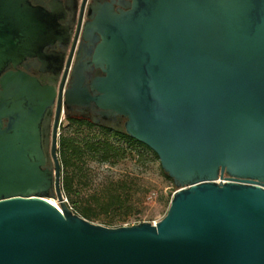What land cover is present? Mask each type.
<instances>
[{"label": "water", "instance_id": "95a60500", "mask_svg": "<svg viewBox=\"0 0 264 264\" xmlns=\"http://www.w3.org/2000/svg\"><path fill=\"white\" fill-rule=\"evenodd\" d=\"M119 5L93 10L61 101L22 65L54 67L52 16L0 0V264H264V0ZM55 101L56 118L61 103L122 117L156 154L175 187L159 221L108 228L67 207L41 140Z\"/></svg>", "mask_w": 264, "mask_h": 264}, {"label": "rangeland", "instance_id": "374dc122", "mask_svg": "<svg viewBox=\"0 0 264 264\" xmlns=\"http://www.w3.org/2000/svg\"><path fill=\"white\" fill-rule=\"evenodd\" d=\"M60 132L63 136L74 138L80 143L107 139L114 145L127 146L125 140L115 138L96 127H77L65 122ZM81 164L83 177L80 183L74 186L76 195L71 194L70 197L75 204L90 206L96 213L97 219H91L90 222L116 228L141 222L155 223L165 215L175 187L162 178L158 162L144 153L141 148L131 149L129 155L116 164L101 163L87 153L82 158ZM61 175L63 174L60 170V182ZM112 190L124 191L123 194L127 195L128 202L122 207H111L106 214L96 204L93 196H98L100 201H103L106 192ZM50 200L59 208V203L55 199ZM71 200L68 198L65 201L70 210L73 207ZM121 219L124 221H120ZM112 220L113 222H109Z\"/></svg>", "mask_w": 264, "mask_h": 264}, {"label": "flooded vegetation", "instance_id": "af4514ba", "mask_svg": "<svg viewBox=\"0 0 264 264\" xmlns=\"http://www.w3.org/2000/svg\"><path fill=\"white\" fill-rule=\"evenodd\" d=\"M29 2L49 13L52 16L51 21L56 26L44 47V53L52 61L54 67L43 70L41 62L36 57L24 60L22 65L26 67V72L38 79L41 84L54 85L56 96L62 85L61 101H63V94L69 86L73 68L82 53L87 54V49L90 47V41L83 38V28L90 21L93 10L111 5L117 12L118 9L124 10L119 3H126L128 0H29ZM87 60L89 59L87 58ZM18 68L23 69L22 66H18ZM11 69L13 70V68ZM97 71L93 68L87 72L88 83L102 75V73L97 74ZM56 113L55 101L52 109L45 114L41 125V140L46 154V163L52 167H54L53 143L57 154L60 130L65 122L67 124L71 122L89 123L111 133L123 134L120 132L124 122L122 117L104 115L100 109L92 106L89 108H67L61 103L57 118Z\"/></svg>", "mask_w": 264, "mask_h": 264}, {"label": "trees", "instance_id": "16d2710c", "mask_svg": "<svg viewBox=\"0 0 264 264\" xmlns=\"http://www.w3.org/2000/svg\"><path fill=\"white\" fill-rule=\"evenodd\" d=\"M70 124L75 125L77 127H96L94 125L84 122H71L69 123V125ZM98 129L108 133L109 135L115 138L125 140L127 146L123 147L114 145L107 139L84 141L80 143L74 138L65 137L60 134L57 154L61 167V172L63 174L61 175V190L65 199L69 198L71 200V194L76 195V192L74 191V186L76 185V183H80V180L83 177V168L80 165H82V158L87 153L90 154L93 158H96L101 163L116 164L118 161L125 159L129 155L131 149L139 147L144 151V153L149 154L156 162H158V169L162 178L168 180L173 184L172 179L169 178L167 174H165L164 171L161 169L156 154L147 146L137 142L126 134L111 133L110 131L105 129ZM123 193L125 192L112 190L106 192V196L103 201H100L98 196H93V199L95 200L96 204L99 205V207L102 209V211L107 214L111 207H122L124 203L128 202L127 195H124ZM72 203L73 212H76L81 217L89 221L91 219H97L98 216L90 208V206H79L73 201ZM120 221H124V219H121ZM109 222H113V220Z\"/></svg>", "mask_w": 264, "mask_h": 264}, {"label": "built area", "instance_id": "2783aa9c", "mask_svg": "<svg viewBox=\"0 0 264 264\" xmlns=\"http://www.w3.org/2000/svg\"><path fill=\"white\" fill-rule=\"evenodd\" d=\"M219 181H220V182H224V179H222V180H219V179H218L216 182H219ZM64 201H66L65 198H64ZM153 224H154V223H153Z\"/></svg>", "mask_w": 264, "mask_h": 264}, {"label": "bare ground", "instance_id": "6f19581e", "mask_svg": "<svg viewBox=\"0 0 264 264\" xmlns=\"http://www.w3.org/2000/svg\"><path fill=\"white\" fill-rule=\"evenodd\" d=\"M50 202H51L52 204H54L55 206H57L56 203H55L54 201L50 200Z\"/></svg>", "mask_w": 264, "mask_h": 264}]
</instances>
